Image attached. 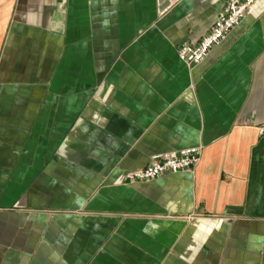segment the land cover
<instances>
[{
  "label": "crops",
  "instance_id": "1",
  "mask_svg": "<svg viewBox=\"0 0 264 264\" xmlns=\"http://www.w3.org/2000/svg\"><path fill=\"white\" fill-rule=\"evenodd\" d=\"M225 2L0 0V264H264V0L177 55Z\"/></svg>",
  "mask_w": 264,
  "mask_h": 264
},
{
  "label": "built area",
  "instance_id": "2",
  "mask_svg": "<svg viewBox=\"0 0 264 264\" xmlns=\"http://www.w3.org/2000/svg\"><path fill=\"white\" fill-rule=\"evenodd\" d=\"M259 0H226L210 29L201 37L191 39L178 46L179 60L187 67L203 63L211 52L220 46L244 20L246 12ZM264 136V124L257 127ZM201 160L200 148H190L151 157L149 164L138 170L128 171L123 176L126 185L147 183L163 176L191 172Z\"/></svg>",
  "mask_w": 264,
  "mask_h": 264
}]
</instances>
